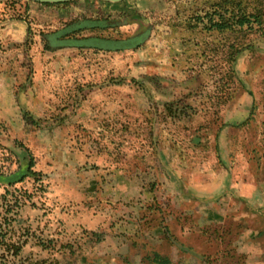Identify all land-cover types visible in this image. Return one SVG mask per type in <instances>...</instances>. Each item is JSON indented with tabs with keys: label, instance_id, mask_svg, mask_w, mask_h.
<instances>
[{
	"label": "rangeland",
	"instance_id": "1",
	"mask_svg": "<svg viewBox=\"0 0 264 264\" xmlns=\"http://www.w3.org/2000/svg\"><path fill=\"white\" fill-rule=\"evenodd\" d=\"M235 1L0 0V264H264V0ZM216 3L261 28L191 18Z\"/></svg>",
	"mask_w": 264,
	"mask_h": 264
},
{
	"label": "trees",
	"instance_id": "2",
	"mask_svg": "<svg viewBox=\"0 0 264 264\" xmlns=\"http://www.w3.org/2000/svg\"><path fill=\"white\" fill-rule=\"evenodd\" d=\"M231 2L238 3L235 0H231ZM214 5L215 6L213 10L203 11V15L196 13L195 16L191 17L193 20H196V24L202 23V28L205 30L221 31L228 28L230 29L234 27L244 26H246L250 30H253L254 28H257L258 30L262 26L261 14L258 10L246 13L245 11L241 10L240 7L237 10H234L233 8V10L230 11V15L226 16L225 9H223V12H221V5L219 3H216ZM95 22L98 23V21ZM75 40H84V42L92 46H98L95 43H99L100 45L98 47H102L104 49H110V46L113 45L111 42L115 41L108 39H100L92 36ZM147 258L156 264L170 263L168 257L162 256L157 252H153L152 254L147 255Z\"/></svg>",
	"mask_w": 264,
	"mask_h": 264
},
{
	"label": "crops",
	"instance_id": "3",
	"mask_svg": "<svg viewBox=\"0 0 264 264\" xmlns=\"http://www.w3.org/2000/svg\"><path fill=\"white\" fill-rule=\"evenodd\" d=\"M107 2H110V1H107ZM111 4H113V3H111ZM101 8H103V9H101V10H103V11H105V12H111V11H113V10H115V8H116V6L115 5H106V6H104V7H101ZM117 9V8H116ZM97 10V9H96ZM100 10V9H99ZM67 11H70V9L68 8V7H64L63 9H59V11L58 12H60L59 14H61V13H66V14H68L67 13ZM71 12H74V11H71ZM70 14V13H69ZM18 23H19V21H18ZM87 23H88V26H97V22H95V20H89V21H87ZM101 23V22H100ZM74 26V25H73ZM73 26H71V27H69L68 29H64L63 31H57L54 35H53V41L55 42V43H57L58 44V46H63V47H74V46H79V47H84V46H89L90 44H87L86 42H84V40H75L74 38H72V37H65L63 40H61L60 39V34L61 33H66V32H68V31H73ZM75 27H77V28H79V27H81V25L80 24H77V25H75ZM76 29V28H75ZM20 29H18L17 31H19ZM0 31H15V30H8V27H5V28H1L0 29ZM77 42V43H76ZM113 45L112 46H110V49H117L118 47H117V43H122V42H116V41H113V42H111ZM93 44V43H92ZM96 45H100L99 43H95ZM94 45V44H93Z\"/></svg>",
	"mask_w": 264,
	"mask_h": 264
},
{
	"label": "water",
	"instance_id": "4",
	"mask_svg": "<svg viewBox=\"0 0 264 264\" xmlns=\"http://www.w3.org/2000/svg\"><path fill=\"white\" fill-rule=\"evenodd\" d=\"M31 1H36V2H41V3H60V2H65V1H69V0H31ZM102 1L118 2V1H122V0H102ZM132 43H133V40H130V41H122V43H117L116 45H117V47H123V46H126L128 44L130 45Z\"/></svg>",
	"mask_w": 264,
	"mask_h": 264
}]
</instances>
